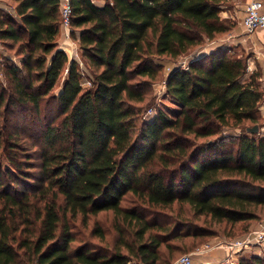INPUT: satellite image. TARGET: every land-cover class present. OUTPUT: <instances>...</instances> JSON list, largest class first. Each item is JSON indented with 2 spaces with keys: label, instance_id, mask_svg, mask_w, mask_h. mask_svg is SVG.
Segmentation results:
<instances>
[{
  "label": "trees",
  "instance_id": "trees-1",
  "mask_svg": "<svg viewBox=\"0 0 264 264\" xmlns=\"http://www.w3.org/2000/svg\"><path fill=\"white\" fill-rule=\"evenodd\" d=\"M15 1L17 18L0 12V39L3 48L16 46L23 54L21 67L4 68L16 101L38 113L63 69L65 76L57 96L62 117L34 144L39 187L9 193L0 163V264H167L159 248L186 225L169 230L148 221L140 207H122L128 193L143 209L187 203L194 215L224 223L222 234L264 218L263 91L247 71V56H233L218 43L194 54L186 69L173 65L160 75L161 56L172 61L230 29L219 15L228 0H70L71 35L92 71L89 86L56 39L59 1ZM159 78L178 109L172 116L157 109L143 119L136 104L145 100L148 82ZM254 124L259 131L248 133ZM2 136L0 130V147ZM108 210L137 226L135 246L124 243L126 253H71L72 237L65 229L58 234L66 213ZM239 264H264V256L242 257Z\"/></svg>",
  "mask_w": 264,
  "mask_h": 264
},
{
  "label": "rangeland",
  "instance_id": "rangeland-1",
  "mask_svg": "<svg viewBox=\"0 0 264 264\" xmlns=\"http://www.w3.org/2000/svg\"><path fill=\"white\" fill-rule=\"evenodd\" d=\"M101 3L103 0H95ZM15 0H0V12L16 17L13 10L16 5ZM240 17L233 12L228 19L230 29L218 33L211 40L205 39L200 45L191 47L186 54L169 61L168 57L163 58V65L161 67L160 75L164 77L170 67L178 64L179 61H187L197 53L208 51L210 47H215L218 43H224L225 49H229L228 53L233 56L244 55L245 50L241 44L232 39L227 40V36L234 32H239ZM59 33L56 37L58 39ZM74 45V52L78 68L80 69L81 79L84 86L90 85V78L92 75L91 69H86L84 66V58L78 49L77 40L72 36ZM0 52V130L2 131V142L0 147V163L4 178V187L6 191L11 194H19L27 191L33 193L39 187L36 177L39 176V166L41 158H39V145L41 141L40 133L48 124H58L62 115L58 108L57 96L65 76V69H63L53 89L41 100V106L38 113H35L31 105L23 104L16 101V94L11 90L8 84V78L4 73V68L17 64L21 67L19 59L23 57L22 53L16 52L14 48H2ZM184 62V63H185ZM19 77L25 80L26 70L23 69L19 73ZM134 79L138 81L147 80L146 77L136 76ZM163 79V78H162ZM162 79H157L153 82L149 81L145 88L146 98L143 102L136 104L139 107V114L143 111L152 109H162L171 116L178 109V106L170 101L166 93V88L162 84ZM135 81V80H133ZM138 114V115H139ZM139 118V117H138ZM141 122L137 119L136 126ZM135 136V134H133ZM133 136V137H134ZM37 144L38 146H35ZM0 200V210L2 208ZM37 206L42 204V197L38 198ZM121 206L127 209H136L140 207V211L144 214L148 221L162 224L169 230L175 229V224L179 223L185 228L174 230L170 232L168 240L162 244L160 250V262L171 263L182 253L197 252L199 256L192 257L193 264H221L222 253L217 250H212L206 254L200 252L205 246L212 247L216 244V238L210 237V234L226 233L227 227L224 223H216L204 216H196L190 209L187 203L174 202L170 207H141L138 201L130 194H126L121 202ZM143 209V211H142ZM264 216V211L261 213ZM239 228V227H238ZM66 230L72 237L69 243V250L74 253L77 250H94L100 253H109L114 249H120L126 253L124 243L135 246L137 226L125 221L120 215L114 214L112 211H100L96 214H88L83 217L81 214L70 216L66 213L64 222L58 224V234L62 230ZM30 229L25 230L23 235L28 234ZM160 238L165 239L166 232L163 230L153 229ZM179 231L181 232L179 234ZM195 233H203V236H195ZM208 235V236H205ZM251 253H258L257 256H264L263 247L255 250L248 249ZM250 257L247 254L244 258ZM241 258H238L235 264H239ZM134 261L137 259L133 258Z\"/></svg>",
  "mask_w": 264,
  "mask_h": 264
},
{
  "label": "crops",
  "instance_id": "crops-1",
  "mask_svg": "<svg viewBox=\"0 0 264 264\" xmlns=\"http://www.w3.org/2000/svg\"><path fill=\"white\" fill-rule=\"evenodd\" d=\"M250 0H228L227 3L223 6L221 12H220V18L227 20L231 15L236 13L238 17H242L244 14V6L247 2ZM263 3V8H264V0H260ZM241 20L239 21V32L235 33L234 31V41H236V44H241L242 48L246 52L247 56V71L248 73H254L255 79L259 84L260 89L263 91V96L262 99L259 103V115H260V123H261V131L264 133V30L258 29L256 31H253L251 33H246L243 31L241 27ZM59 36H58V44L59 47L65 51L67 54L68 59H72L73 57V52L70 49V43L69 41H65L62 36V30L59 29L58 31ZM264 222V218L260 219L255 222H248V223H237L236 226H242L243 224H246L247 226L245 229H242V232H238L236 234H220L214 236L216 238V244L219 245V247H214L211 249L206 250L200 255L206 254L212 250H217L222 253L221 257L222 260L227 256L228 251L225 249V243L229 242L232 239L238 238L243 236L245 233L248 231L255 229L258 227V224ZM241 230V227H240ZM246 230V231H245ZM215 244V245H216ZM214 246V245H213ZM254 249L255 252L259 249L260 247L258 246H252L251 248H245L241 251H238L236 254L232 256V259L236 262L238 258H242L248 255H257L258 253H251L248 249ZM192 257L193 256H199V254L195 252H191ZM206 264V262H204Z\"/></svg>",
  "mask_w": 264,
  "mask_h": 264
},
{
  "label": "built area",
  "instance_id": "built-area-1",
  "mask_svg": "<svg viewBox=\"0 0 264 264\" xmlns=\"http://www.w3.org/2000/svg\"><path fill=\"white\" fill-rule=\"evenodd\" d=\"M59 1V10H60V29L62 30V36L65 41H69L71 52H74V45L76 44L72 40L71 35V15H72V6L70 0H58ZM241 27L243 31L246 33H251L258 29L264 30V8L263 3L260 0H250L244 6V14L241 17ZM234 39V32L230 33L227 36V40L231 41ZM3 48L2 40L0 39V52ZM77 56V52L73 53V57ZM76 59V58H75ZM191 59V58H190ZM179 61V63L175 64L179 68L186 69L187 65L190 61ZM185 62V63H184ZM171 67L168 69L167 72ZM162 84L166 88L165 79H162ZM154 111L152 109H148L142 115V118L145 119L149 116H152ZM264 245V222L258 224V227L252 229L245 233L243 236L230 240L225 243V249L228 251L227 256L221 260V264H235V261L232 259V256L236 254L238 251H241L245 248H251L252 246L263 247ZM219 247L218 244L209 247L205 246L200 252H205L208 249ZM197 253V252H195ZM192 254L193 253H184L181 254L173 264H193L192 263Z\"/></svg>",
  "mask_w": 264,
  "mask_h": 264
},
{
  "label": "water",
  "instance_id": "water-1",
  "mask_svg": "<svg viewBox=\"0 0 264 264\" xmlns=\"http://www.w3.org/2000/svg\"><path fill=\"white\" fill-rule=\"evenodd\" d=\"M246 131L248 132V133H257L258 131H259V126L257 125V124H254V125H252V126H250V127H247L246 128Z\"/></svg>",
  "mask_w": 264,
  "mask_h": 264
}]
</instances>
